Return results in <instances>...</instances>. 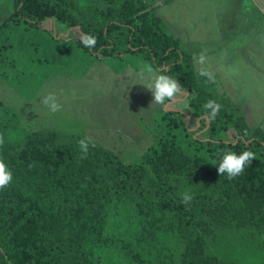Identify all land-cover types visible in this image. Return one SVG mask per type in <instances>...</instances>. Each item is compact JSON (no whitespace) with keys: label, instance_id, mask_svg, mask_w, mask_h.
<instances>
[{"label":"trees","instance_id":"1","mask_svg":"<svg viewBox=\"0 0 264 264\" xmlns=\"http://www.w3.org/2000/svg\"><path fill=\"white\" fill-rule=\"evenodd\" d=\"M11 1L13 15L30 28L50 21L51 37L57 23L70 34L95 37L91 48L77 43L92 56L142 55L186 88L189 114L206 136L180 144L168 113L158 129L165 136L146 165L127 166L93 142L80 159L83 136L0 129V160L13 175L0 189V264H234L208 243L213 235L225 244L227 234L220 237L227 228L258 254L255 264L264 263V133L199 86L193 58L167 34L151 0ZM208 100L221 105L212 121L203 109ZM228 132L234 143L223 137ZM227 151L255 154L232 180L217 174ZM185 191L193 196L188 205L181 203Z\"/></svg>","mask_w":264,"mask_h":264},{"label":"rangeland","instance_id":"2","mask_svg":"<svg viewBox=\"0 0 264 264\" xmlns=\"http://www.w3.org/2000/svg\"><path fill=\"white\" fill-rule=\"evenodd\" d=\"M97 1L104 5V0ZM180 10L185 12L180 20L184 35L179 40L185 51L194 54L199 86L239 111L251 130L259 128L264 133V21L257 8L246 0H172L159 16L165 24L170 15L179 20ZM13 13V1L0 0V129H48L87 137L127 166L146 165L151 150L165 136L158 129L168 113L178 123L173 132L180 144L206 136V130H199L198 119L189 114L186 88L163 105L152 102L147 80L138 75L149 65L142 55L92 56L78 46L83 37L78 30L70 34L57 23V36L51 37L47 33L53 26L50 21L40 29L30 28ZM196 28L193 41H187V30ZM166 32L174 34L170 26ZM201 52L207 58L202 67L212 72L211 80L198 75L201 66L195 57ZM155 74L160 75L157 70ZM49 92L62 105L56 113L41 103ZM15 134L11 132L12 137ZM223 137L235 142L233 132ZM221 234L220 240L227 234L225 244L217 245L209 236L213 252L221 251L219 255L234 264H255L258 254L240 245L233 229ZM116 263L127 264L120 259Z\"/></svg>","mask_w":264,"mask_h":264},{"label":"clouds","instance_id":"3","mask_svg":"<svg viewBox=\"0 0 264 264\" xmlns=\"http://www.w3.org/2000/svg\"><path fill=\"white\" fill-rule=\"evenodd\" d=\"M82 43L85 47H93L95 45V37L83 36ZM206 56L204 53H199L195 57V63L200 65L198 75L207 78L208 80L213 79L211 71L202 67L206 63ZM141 79L147 80L146 89L152 94V102L157 104H165V101H172L178 95H181L184 91L182 85L172 78L171 76L160 74L156 75L155 70L151 65H145L140 73L138 74ZM145 88V87H144ZM41 103L51 112L56 113L61 110L62 105L58 102L56 94L49 92L45 95ZM221 105L214 100H208L204 103L203 109L206 113L208 121H212L216 118L220 111ZM5 140L0 135V146L4 144ZM81 156L80 159H86L89 151V147H95L91 143L90 139L85 137L78 141ZM255 160V154L252 151H243L239 155L227 151L222 155V158L217 167V174L219 176L225 175L229 180H232L241 175L246 166H249L251 162ZM29 165V167H33ZM13 179L12 172L3 160H0V189L6 188ZM193 196L190 192L185 191L181 193V203L188 205L191 203Z\"/></svg>","mask_w":264,"mask_h":264},{"label":"crops","instance_id":"4","mask_svg":"<svg viewBox=\"0 0 264 264\" xmlns=\"http://www.w3.org/2000/svg\"><path fill=\"white\" fill-rule=\"evenodd\" d=\"M172 1V0H151L152 2V5L154 6L155 8V11H154V14L161 19V17L159 16V12H160V9L163 7V6H166L169 4V2ZM177 1V0H176ZM183 1V0H182ZM184 1H188V0H184ZM214 1H218V0H214ZM247 2H250L253 4V6H255L258 10V16L259 18L261 17V20L264 21V0H246ZM185 12V11H184ZM183 11L180 10V17H179V20L176 19L175 16L173 15H170L169 18H165V25H166V29L169 30V26H170V29L174 32V34H172V36H174L175 38L179 39L182 35H184L183 33V28L181 27L180 25V20L182 19L181 17V14L184 13ZM190 13V12H188ZM188 33L186 34V40H191L193 41V39L191 38V36H194L195 37V34L197 33V31H199V28H196L194 29L193 31H189L187 30ZM169 32V31H168ZM182 38V37H181ZM180 38V39H181ZM187 40V41H188ZM180 41V40H179ZM189 42V43H192V42ZM181 43V41H180ZM182 44V43H181ZM189 54L191 55V57L194 59V54L192 52H189Z\"/></svg>","mask_w":264,"mask_h":264}]
</instances>
